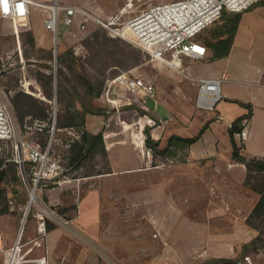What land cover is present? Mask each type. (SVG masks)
Masks as SVG:
<instances>
[{"label": "rangeland", "instance_id": "rangeland-1", "mask_svg": "<svg viewBox=\"0 0 264 264\" xmlns=\"http://www.w3.org/2000/svg\"><path fill=\"white\" fill-rule=\"evenodd\" d=\"M53 1L37 0L40 4L32 8L30 32L17 35L11 21L0 17L1 80L11 91L16 138L43 148L52 139L50 152L64 170L58 180L39 185L37 202L28 210L33 184L28 187L22 181L17 163L11 161L20 184L13 179L8 183V200L0 205V210L8 205L6 213L0 211V264L7 263L18 241L23 264H37L32 260L45 256L50 264H201L221 257H239L240 261L246 255L255 264H264V235L257 237L259 232L251 226L257 219L250 215L259 197L264 196V172L240 164L222 168L213 156L220 154L227 159L232 143L226 119L234 120L245 109L224 97L213 109L199 108L195 103L196 78L201 76L198 66L213 59V48L206 58L187 57L182 67L173 68L98 22L89 21L81 28L78 16L73 25H67L64 11L56 38L43 24L49 12L45 5ZM59 2L108 18L126 0ZM240 14L232 57L215 59V66L224 68L230 58L232 65L250 62L252 47L264 44V1ZM224 24H228L227 19L221 17L207 28L202 34L204 42L213 45L225 38ZM70 50L91 78L103 84L93 105L115 110L106 119L95 114L87 117V129L103 131L106 153L84 158L79 167L71 158L81 140L80 131L65 125L68 118L57 94L55 72L58 65L68 70L61 57H68ZM124 72L152 80L154 95L118 87L109 90V80ZM237 86L232 79L223 81L222 95L228 87ZM20 92L36 98L45 108V117L27 113L21 119L15 105ZM108 96L115 101L110 102ZM54 114L52 135L50 119ZM203 128L190 150L164 153L171 135L194 136ZM15 143L16 139L1 140V156L9 159ZM22 152H26L25 147ZM204 155L210 156L201 157ZM30 165L26 162L28 168ZM41 212L44 219L37 217ZM43 222L42 232L39 226Z\"/></svg>", "mask_w": 264, "mask_h": 264}, {"label": "built area", "instance_id": "built-area-1", "mask_svg": "<svg viewBox=\"0 0 264 264\" xmlns=\"http://www.w3.org/2000/svg\"><path fill=\"white\" fill-rule=\"evenodd\" d=\"M262 0H167L154 2L153 0H126L125 4L115 15L104 18L101 14L93 15L76 4H62L54 0L45 5L49 12L43 20L44 27L58 34L61 11H64V22L73 25L78 16L79 25L85 28L89 21H95L108 28L112 34L132 39L154 60L173 68L182 67L187 57L202 60L209 55V47L204 42L202 34L223 13H242L260 3ZM37 0H0V17L11 21V27L17 35L30 32L33 29L32 8L39 5ZM43 5V4H42ZM120 11V12H119ZM127 19H122L125 14ZM108 19V20H107ZM77 53V52H76ZM57 71V66L55 72ZM0 71V141L16 139L14 150L9 160L17 163L18 174L22 181L30 188V202H37V188L41 183L54 182L61 177L63 168L53 155L52 139L43 148L40 144L29 142L23 138L18 140L17 126L14 120L11 91L1 80ZM228 78L226 73L221 76H198L196 106L203 109H213L223 97L221 87ZM109 90L118 87L136 94L153 96L156 86L152 80L143 76H134L128 72L119 74L108 82ZM105 96V94L103 95ZM110 102L115 99L107 97ZM54 134L56 115H53ZM49 124V123H47ZM248 131L243 128L236 133L238 140L243 143L248 138ZM25 147L26 152H22ZM26 162L31 165L28 168ZM27 210V212H28ZM27 214V213H26ZM44 219L43 213L37 214ZM45 223H41L39 231L45 230ZM20 242L11 249L6 264H23L19 260ZM37 264H50L47 256L32 260ZM59 264H71L62 261ZM238 264H255L251 256L246 255Z\"/></svg>", "mask_w": 264, "mask_h": 264}, {"label": "trees", "instance_id": "trees-1", "mask_svg": "<svg viewBox=\"0 0 264 264\" xmlns=\"http://www.w3.org/2000/svg\"><path fill=\"white\" fill-rule=\"evenodd\" d=\"M226 15V13H223L221 17H225L227 19L228 24H224L223 29L225 30L222 33L227 34V36L225 38H219L216 42H214L213 45H210L209 42H206L208 47L213 48L214 50L213 58H220L229 55L236 37L241 14H232L234 17H228ZM69 52L70 53L68 57H61V63L64 62V64L68 67V70H66L62 65L57 66V94L64 105V111L68 118V122L65 123V125L75 126L80 131L81 140H79L76 144L78 148H76L77 146L75 145L76 152H72L71 158V163L79 167L84 158L89 156L93 158L101 152L106 153L103 131L94 133L87 129L85 127L87 117L90 114H95L103 115L106 119L115 110L108 111L93 105V99L101 94L103 84L91 78L89 73H87V69L82 68L84 66L78 63L79 59L73 55L72 50ZM49 77V82H51L52 77ZM47 93L48 96H50V91H47ZM241 104L246 106L248 111L239 116L232 123L229 129V135L233 145L230 161L243 163L249 170H259L264 172V158L249 157L241 153V144H239L236 138V133L243 130L244 121L252 116V105L245 102H241ZM15 105L21 119L24 118L27 113L33 114L34 116L37 115L45 117V108L29 93H18L15 98ZM205 128H203L198 135L194 136H184L179 134L171 135L168 139L167 145L163 149L164 153L173 154L175 153L173 151L176 149H186L190 147L201 137ZM11 161L12 160L1 156L0 153V205L4 204L5 201L8 200V183L13 179L14 181H17L16 184H20V181L16 175L14 163ZM10 173H12V175ZM7 206L8 205L6 204V206L0 210L1 213H6L8 211ZM250 215L251 217H255L257 219V222H254V224H251V226L259 232L257 236L259 238L264 235L263 195L259 197ZM211 262L219 264H238L239 257L214 258L201 264H209Z\"/></svg>", "mask_w": 264, "mask_h": 264}, {"label": "crops", "instance_id": "crops-1", "mask_svg": "<svg viewBox=\"0 0 264 264\" xmlns=\"http://www.w3.org/2000/svg\"><path fill=\"white\" fill-rule=\"evenodd\" d=\"M234 43L232 47L234 46ZM232 47H231V51H232ZM252 48L253 49L251 50V52H253V55L250 54L251 55L250 62L247 61L236 62V63L234 62V65H232V60L230 58V62H227L224 68H220L218 66H215L213 62L216 61L215 59L217 58H213L208 62L206 61L205 63L204 62L201 63L198 66L199 67L198 75L201 74V76H221L223 73H226V75L228 76V78L226 79L227 81L232 79L233 82L237 83L238 88L230 89L228 87L227 88L228 91L225 92L223 97L229 99L232 102L239 103L240 105H242L241 102L250 103L252 105V116L246 119L243 123L244 124L243 128L247 129L249 135L248 138L242 143L243 145H241V153L249 157L264 158V44L256 45V46L254 45ZM231 51L229 53L230 56H231ZM241 96H247V97H244L245 99H243ZM242 106L244 107L245 110L239 116L243 115L248 111V108L246 106L244 105ZM238 117H236L232 121L226 119V122L229 125V129L232 123ZM190 147H188L189 150ZM232 151H233V145L230 154H228L227 159L225 160L220 157L221 156L220 154L218 156L213 155L216 156L215 159L216 162H218V165L221 166L222 168L226 164L228 165L240 164L242 167H246L245 164L243 163L230 161V156ZM210 155H204L201 157H209ZM30 231L33 232V229H31Z\"/></svg>", "mask_w": 264, "mask_h": 264}, {"label": "bare ground", "instance_id": "bare-ground-1", "mask_svg": "<svg viewBox=\"0 0 264 264\" xmlns=\"http://www.w3.org/2000/svg\"><path fill=\"white\" fill-rule=\"evenodd\" d=\"M23 263H25V262H23Z\"/></svg>", "mask_w": 264, "mask_h": 264}]
</instances>
